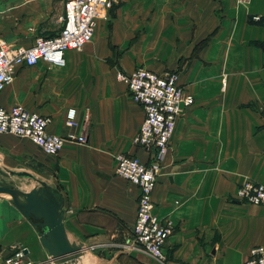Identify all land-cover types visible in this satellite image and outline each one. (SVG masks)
<instances>
[{
	"label": "crops",
	"instance_id": "1",
	"mask_svg": "<svg viewBox=\"0 0 264 264\" xmlns=\"http://www.w3.org/2000/svg\"><path fill=\"white\" fill-rule=\"evenodd\" d=\"M63 2L0 0V39L26 46L55 34ZM253 13H264V0H118L82 49L63 51L62 65H21L0 90V105L49 116L50 132L86 131L87 142L65 139L55 155L0 133V166L22 160L40 169L63 198L68 239L83 242L91 264H235L264 245V205L234 195L245 178L264 184V34ZM136 66L177 71L193 97L152 191L153 212L172 226L165 260L131 244L138 187L115 173L118 152L147 159L133 140L143 108L116 75ZM67 107L76 108V125L63 123ZM24 222L23 232L10 231L25 242L23 258L55 264Z\"/></svg>",
	"mask_w": 264,
	"mask_h": 264
},
{
	"label": "built area",
	"instance_id": "2",
	"mask_svg": "<svg viewBox=\"0 0 264 264\" xmlns=\"http://www.w3.org/2000/svg\"><path fill=\"white\" fill-rule=\"evenodd\" d=\"M116 0H64L59 27L52 35H36L28 45L0 39V90L14 77L21 65H32L41 59L56 65L63 64L65 49L80 50L91 40L96 21L104 18ZM251 19L260 23L264 34V13H253ZM264 45V37H263ZM118 79L127 87L131 98L141 104L143 119L134 136V143L143 148L147 159L138 155L115 154V173L138 187L135 219L131 228V244L158 260H165L164 242L172 231L170 221H162L153 212L152 191L174 131L176 118L192 95L178 81V72L159 73L145 66L130 72L117 71ZM264 117V104L260 107ZM49 116L29 110L20 104L0 105V133L26 137L44 154L55 155L65 139L87 142L86 131L65 135L47 130ZM63 123L77 124L76 108L65 109ZM235 197L253 204L264 205V184L245 178L238 183ZM23 246L16 247L2 259V264H30L23 258ZM206 264H226L207 261ZM235 264H264V245L250 247L248 256Z\"/></svg>",
	"mask_w": 264,
	"mask_h": 264
},
{
	"label": "water",
	"instance_id": "3",
	"mask_svg": "<svg viewBox=\"0 0 264 264\" xmlns=\"http://www.w3.org/2000/svg\"><path fill=\"white\" fill-rule=\"evenodd\" d=\"M12 176L28 177L36 182L28 189H22ZM0 193L9 195V202L33 227L53 263L72 264L82 256L83 242L69 240L65 233L63 198L53 186L25 169L0 166Z\"/></svg>",
	"mask_w": 264,
	"mask_h": 264
},
{
	"label": "rangeland",
	"instance_id": "4",
	"mask_svg": "<svg viewBox=\"0 0 264 264\" xmlns=\"http://www.w3.org/2000/svg\"><path fill=\"white\" fill-rule=\"evenodd\" d=\"M117 1L118 0H116V2ZM12 135H14V134H12ZM14 136H16V135H14ZM14 167L15 168H12V169H25V170L31 172L36 178L41 179V177L39 175L40 169L34 167L31 164H27L21 160V161L16 162L14 164ZM12 178L18 186L22 187V189L28 188L34 182V180L32 178H28V177L12 176ZM7 198H9L8 194H6V193L0 194V218L2 217V219L6 220L8 222V224H1L0 223V238H2L9 231L8 235H5L6 236L5 241H3V242L0 241V264H2V259L5 256H8L9 254H11L12 251L16 247L25 244V242H23V241L19 242L17 240H14L12 238V236H10L11 229L14 231L17 230L19 232L24 231L23 223H25L24 222L25 219L23 218L22 215H19V213H18V216H15V213L17 214L16 208L11 203H9L7 201ZM10 206H13L12 207L13 209ZM18 220H20L23 223L17 224ZM72 264H91V263L89 261H87L85 256H82V257L78 258L76 261H74Z\"/></svg>",
	"mask_w": 264,
	"mask_h": 264
},
{
	"label": "bare ground",
	"instance_id": "5",
	"mask_svg": "<svg viewBox=\"0 0 264 264\" xmlns=\"http://www.w3.org/2000/svg\"><path fill=\"white\" fill-rule=\"evenodd\" d=\"M86 262V261H85ZM88 263V262H87Z\"/></svg>",
	"mask_w": 264,
	"mask_h": 264
}]
</instances>
